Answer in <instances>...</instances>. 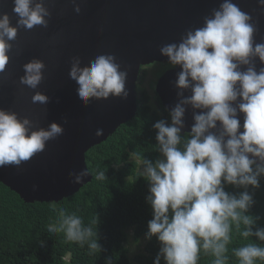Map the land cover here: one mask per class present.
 <instances>
[{
  "label": "clouds",
  "instance_id": "obj_1",
  "mask_svg": "<svg viewBox=\"0 0 264 264\" xmlns=\"http://www.w3.org/2000/svg\"><path fill=\"white\" fill-rule=\"evenodd\" d=\"M12 2L16 25L11 24L7 13L0 14V73L9 61L8 41L16 38L18 27H46V17L50 16L44 0ZM71 2L73 11L79 14L80 3ZM257 4L264 11V0H257ZM255 32L250 13L233 0H222L203 17L202 26L185 30L178 42L159 48L167 63H154L164 65V71L179 68L174 81H170L177 100L170 107L162 106L167 111L166 119L152 124L159 156L149 160L133 154L140 163L138 177L148 183L145 199L152 210L144 240L155 237L159 243L153 264L162 260L164 264H198L201 255L212 257L211 264H229L234 232L249 241L232 248L237 264L264 261V227L257 225L260 217L250 213L255 201L249 190L258 188L264 178V41L255 42ZM69 63L68 77L75 81L82 105L109 97L128 98V69H122L114 55L100 54L87 64L73 56ZM44 67L38 59L26 63L21 84L37 89L44 79ZM157 80L149 90L145 88L151 99L154 94L158 97ZM31 101L46 105L49 97L36 91ZM189 108L192 124L183 132ZM63 133V125L57 122L40 127L28 116L0 109V167L20 169L23 162L43 152L47 142ZM103 134V128L94 132L95 137ZM105 173L106 167L97 168L95 180H107ZM89 175L87 168L68 172L73 185L83 184ZM226 185L242 191L227 192ZM52 210L55 218L49 219L48 233L62 234L65 243L87 246L89 255L104 251L98 243L97 216L85 224L77 211L55 204ZM139 243L135 240L125 245L130 255ZM105 264H113V257H106Z\"/></svg>",
  "mask_w": 264,
  "mask_h": 264
},
{
  "label": "water",
  "instance_id": "obj_2",
  "mask_svg": "<svg viewBox=\"0 0 264 264\" xmlns=\"http://www.w3.org/2000/svg\"><path fill=\"white\" fill-rule=\"evenodd\" d=\"M222 0H77L79 14L71 0H44L50 16L47 26L32 29L18 27L16 38L8 41L9 61L0 73V109H10L28 116L40 127L57 122L64 133L47 142L45 150L20 169L0 167V182L15 192L25 203L56 202L76 192L83 184L69 182V171L86 168L85 154L104 142L115 130L128 122L137 111V80L140 66L154 62L167 63L159 48L178 42L189 28L202 26L203 17ZM252 15L256 27L255 42L264 41V11L257 0H233ZM12 0H0V14L7 13L13 26L17 17ZM100 54H112L128 69L126 100L109 97L93 100L88 106L79 102L75 81L68 77L70 58L79 56L87 64ZM33 59L45 65L44 79L37 89L21 84L23 66ZM257 68L260 67L257 61ZM179 68L164 71L157 80L155 92L162 106L175 104L174 81ZM39 91L49 97L46 105L33 104L31 96ZM188 93H185L187 95ZM67 123H64V120ZM192 124V110L185 114L187 132ZM97 128L104 134L95 137Z\"/></svg>",
  "mask_w": 264,
  "mask_h": 264
},
{
  "label": "trees",
  "instance_id": "obj_3",
  "mask_svg": "<svg viewBox=\"0 0 264 264\" xmlns=\"http://www.w3.org/2000/svg\"><path fill=\"white\" fill-rule=\"evenodd\" d=\"M154 64V63H153ZM150 64L140 68L137 80V114L118 127L104 142L93 146L85 154L86 168L91 180L72 195L56 202L25 203L20 197L0 182V264H105L106 257H113V264H153L159 250V243L153 237L144 240L147 223L152 218L150 205L146 203L148 183L138 177L139 161L133 155L138 153L149 160H155V130L152 124L167 118V111L154 94L149 98L143 81L147 76L151 87L164 71V65ZM143 85V86H142ZM106 167L107 180H95L97 168ZM225 190L239 193L242 189L226 185ZM255 204L250 213L260 217L257 225L264 227V178L260 186L249 189ZM69 211H77L85 224L98 217V243L104 251L89 255L87 246L81 248L75 243H65L62 234L47 232L50 218H55L52 205ZM229 245V264H237L232 256L233 247L249 241L233 233ZM255 239V238H253ZM139 240L134 254L130 255L126 244ZM40 241L44 244L41 246ZM212 257L201 255L198 264H211ZM161 264H164L163 260ZM264 264V261H257Z\"/></svg>",
  "mask_w": 264,
  "mask_h": 264
},
{
  "label": "rangeland",
  "instance_id": "obj_4",
  "mask_svg": "<svg viewBox=\"0 0 264 264\" xmlns=\"http://www.w3.org/2000/svg\"><path fill=\"white\" fill-rule=\"evenodd\" d=\"M155 64H156V65H159L158 63H154V64H152V65H155ZM149 71H150V72H153V71H156V69L153 68V67H150V68H149ZM147 77H150V75L147 76ZM147 77H146L145 80L143 81V85L145 86V88H147V89L149 90V83H148L149 80H148Z\"/></svg>",
  "mask_w": 264,
  "mask_h": 264
}]
</instances>
